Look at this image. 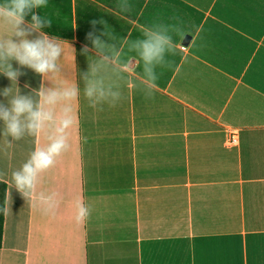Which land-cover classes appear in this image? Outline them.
I'll return each instance as SVG.
<instances>
[{
    "label": "crops",
    "instance_id": "obj_1",
    "mask_svg": "<svg viewBox=\"0 0 264 264\" xmlns=\"http://www.w3.org/2000/svg\"><path fill=\"white\" fill-rule=\"evenodd\" d=\"M120 2L48 0L35 10L52 21L43 31L65 40L63 79L77 80L81 96L71 147L39 178L38 192L58 194L54 215L11 176L45 138L9 148L0 136V264H264V0H127L128 14ZM93 20L131 40L153 20L182 24L174 66L157 69L152 98L134 86L137 68L115 106H89L80 74L94 56L81 48ZM21 71V94L38 90L41 77ZM9 86L0 74V90ZM77 199L90 210L83 223Z\"/></svg>",
    "mask_w": 264,
    "mask_h": 264
},
{
    "label": "clouds",
    "instance_id": "obj_2",
    "mask_svg": "<svg viewBox=\"0 0 264 264\" xmlns=\"http://www.w3.org/2000/svg\"><path fill=\"white\" fill-rule=\"evenodd\" d=\"M47 5L48 0H0V74L11 82V86L0 90L6 100L0 101L3 125L0 136L9 148L25 137L45 138L46 143L36 146L11 176L14 187L23 197L28 201L35 199L44 215H54L60 204L58 194L38 192L39 178L71 147L70 135L76 125L81 87L77 80L63 79L65 40L43 31L52 21L35 10ZM118 8L123 14L131 11L127 0H121ZM29 14L30 21L26 20ZM98 23L103 25L99 32ZM91 25L92 29L85 35L88 43L82 45L81 52L94 59L88 62V70L80 74L83 97L89 106H115L122 99L123 86L131 83L129 76L137 68L142 75L134 86L143 91L146 98H152L159 79L157 69L174 66L169 57L176 54V37L185 35L182 24L153 20L141 27V36L135 40L118 37L104 20H93ZM71 48L75 62V49ZM13 61L19 67L14 68ZM23 68L41 77L39 89L29 94H21L18 87V78L25 75ZM45 81L51 82V86H46ZM74 207L75 221L85 222L90 215L89 208L80 199L75 201ZM0 211L6 215L8 209Z\"/></svg>",
    "mask_w": 264,
    "mask_h": 264
},
{
    "label": "trees",
    "instance_id": "obj_3",
    "mask_svg": "<svg viewBox=\"0 0 264 264\" xmlns=\"http://www.w3.org/2000/svg\"><path fill=\"white\" fill-rule=\"evenodd\" d=\"M7 194V184L0 180V209L5 208ZM3 231H4V213L0 211V246L3 241Z\"/></svg>",
    "mask_w": 264,
    "mask_h": 264
},
{
    "label": "built area",
    "instance_id": "obj_4",
    "mask_svg": "<svg viewBox=\"0 0 264 264\" xmlns=\"http://www.w3.org/2000/svg\"><path fill=\"white\" fill-rule=\"evenodd\" d=\"M226 142L229 145H236L238 143V132L234 129H229L226 137Z\"/></svg>",
    "mask_w": 264,
    "mask_h": 264
},
{
    "label": "water",
    "instance_id": "obj_5",
    "mask_svg": "<svg viewBox=\"0 0 264 264\" xmlns=\"http://www.w3.org/2000/svg\"><path fill=\"white\" fill-rule=\"evenodd\" d=\"M189 41H190V36L187 35V36L185 37L184 41H183V44L186 45V44L189 43Z\"/></svg>",
    "mask_w": 264,
    "mask_h": 264
}]
</instances>
